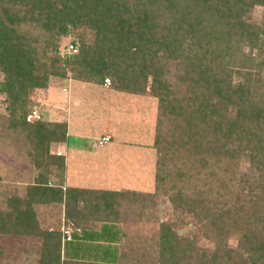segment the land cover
Listing matches in <instances>:
<instances>
[{"label":"trees","instance_id":"1","mask_svg":"<svg viewBox=\"0 0 264 264\" xmlns=\"http://www.w3.org/2000/svg\"><path fill=\"white\" fill-rule=\"evenodd\" d=\"M68 35L77 52L60 54ZM0 72L8 127L22 132L41 169L22 195L6 198L0 234L40 237L38 264H264V0H0ZM52 76L108 80L130 94L148 88L159 110L150 196H167L194 234L161 221L150 259L123 261L124 233L118 260L97 262L64 255L62 225L39 229L36 205H62L64 226L84 229L90 219L117 221L125 195L138 200L49 184L51 173L64 178V157L49 148L66 140L67 125L26 117L30 91Z\"/></svg>","mask_w":264,"mask_h":264},{"label":"rangeland","instance_id":"2","mask_svg":"<svg viewBox=\"0 0 264 264\" xmlns=\"http://www.w3.org/2000/svg\"><path fill=\"white\" fill-rule=\"evenodd\" d=\"M260 12L261 8L255 7L253 17L256 20L260 19ZM72 41H76V44H78V40L76 38L74 39L73 35H68L61 38L59 47L60 54L66 53V47L69 43H72ZM67 75L70 74L68 73ZM58 78L59 77L55 76L50 77L48 84V86H52L49 87L50 89L47 86L48 89L41 88L30 91L31 102L29 105V110H34L37 111V113H40V111H46L47 109H50L49 103L53 101V98L50 95L53 94V84L61 85L62 83L66 82L62 78ZM1 80L2 74L0 72V81ZM78 84H76V82L74 83V85ZM106 84L109 85V83ZM59 85H57L56 87H58ZM80 85L83 84H79L78 86ZM81 87L82 88H77L76 90L79 93L78 95H89L88 100L93 102L94 105L104 103L101 102L100 98L98 99V102L94 101L96 97L101 96L103 93H105L102 88L92 84H84ZM148 92L149 90L147 88L146 93ZM122 95L127 94L122 93ZM125 98H127L129 101L130 99H132L131 97ZM125 98H123V102H125L124 104H122L123 102H115L114 105L129 106L128 100H126ZM136 99L141 98L138 97ZM134 101L135 102L133 103V105L137 109V111H128L126 113L123 112L121 116L127 119L125 120V128H128L130 130L125 131L127 135H125V137H123L122 139L128 138L132 141H136L137 139H139L141 141L152 142L155 140L157 119L159 117L157 100L151 96L149 99H147V102L142 100L137 103L138 100ZM151 104L153 105L152 120L151 116L148 114L150 110L149 106ZM5 105L6 103L4 102V95L0 93V209L3 210L7 205L6 198H8L9 195H22L25 190L26 184L32 182L34 177H36L39 172H41V169L34 168V159L28 154L30 145L28 144L25 136L21 131L8 127ZM139 105H146V107L140 108ZM114 113V117L120 116L116 111H114ZM40 116L41 119H49L48 121L53 120L52 118H43L42 114ZM106 117L107 115L104 114L103 111H98L96 122H92L91 124L94 125L95 123V125L98 126L97 128L101 130L99 126L105 123L104 120H106ZM76 128L81 129V125L77 124ZM87 128H90V126L87 125ZM91 129L93 130L92 127ZM162 129L164 131L165 126H163ZM100 132L101 131L91 134L90 138L87 140L78 139L80 142L79 144H88L89 147H93L95 150H97V155H103L105 151H107L106 149H109L110 146V149L112 150H110L111 152L109 151L111 154L110 160L114 161L113 163L111 162L113 169L110 172H113L114 174L120 172L122 173V177H119V175H115L114 178H108V176H105V174L101 172L100 168H96L93 166L89 167V165L91 164L90 161H85L83 157L81 158V160H79L78 157H75V159H77L76 162L72 164V166L68 170L71 173L76 174L74 179L77 180L75 182L78 184H83L87 187L94 186L100 188L110 186L116 190H121L122 188L129 186L127 185V183L129 182V177H132L133 174H138L136 172L133 173V169L129 166V163H123V161L129 162V159H131L130 156L123 155L120 157L118 155L119 151L116 150L115 152H113L114 149H118L113 144V142L122 137L124 135V132L120 135V129L118 133H116L115 131L114 139L107 146L98 148L97 138ZM152 153L154 156V164H156V150H152ZM141 166H139L140 169L142 168ZM241 170H246L245 163H241ZM48 176H54V174L51 173ZM150 177H152V179L150 182H148L145 190L153 192L155 189V174L153 173V175H149V178ZM84 179L85 181H88L86 183L82 182L81 180ZM108 179L111 180L112 183H108ZM52 183L59 184L61 183V180L55 177L53 178ZM130 183L132 182L130 181ZM131 186H133V184H131ZM118 207L119 213L123 212L122 214L125 213V215L128 216V220H130L131 225H110L105 228L103 226V223H95L93 225H95L96 228H86L83 234L80 235V239H75L73 242H66L67 245H63V249H65L68 254H73L72 258L74 259L79 258L88 261L95 260L97 262H116L118 260L116 244H118L117 242L120 241L121 236L123 235V233H125V245L127 244V242H129V244H127V248H124L126 249V252L124 253L125 255H123L124 257H122L124 258L122 260L125 261V259H127L126 261L129 262L132 259H143V257H148V259H150L157 253V248L155 246V242L157 240L156 233L159 229V223L161 221H174L176 223L175 229L180 235H191L196 232L195 226H193V224L190 223L189 220H187V222L185 221L184 223L178 221V218L173 215L171 203L165 195L158 194L155 195V197H153L152 199L147 200L132 199V197L128 195L126 197L125 195L124 199L121 201V205H119ZM63 212L64 209L62 205H53V228H59L61 226V218L64 217ZM86 225L89 224L86 223ZM72 231L77 235L80 234L79 232H76L74 230ZM4 238L5 237L0 234V264H38L37 260L40 248L36 242L32 241V239L30 240L31 242H26V240H19V238L14 241L5 240ZM199 238L200 239L198 240V244H200L201 246L212 247V241H209L202 237ZM236 242L237 241L235 238H231L229 240V243L232 246H234ZM129 247H131V250H129Z\"/></svg>","mask_w":264,"mask_h":264},{"label":"crops","instance_id":"3","mask_svg":"<svg viewBox=\"0 0 264 264\" xmlns=\"http://www.w3.org/2000/svg\"><path fill=\"white\" fill-rule=\"evenodd\" d=\"M58 79H61V78H58ZM63 80L66 82L62 83L61 85L53 84V94H50L51 97L53 98L52 99L53 101L49 103L50 109L46 108L47 109L46 111L43 110V111H40L39 113L40 115L42 114L43 118L44 117L52 118L53 120H50V121L65 122L67 125L66 140L63 142H52L49 148L50 154L61 155L64 157V165H65L64 166V178L59 184H61L63 188L73 187V188H81V189L104 190V191H115V192H128V193L133 192L134 195H137L138 199H143V200L152 199L153 197H151L150 195L154 191L150 192V191L145 190V188L148 185V182H150L152 179V177L149 178V175H153V173L155 174L156 164H154V156L152 153V150H155L153 146L154 141L146 142V141H141L139 139H137L136 141L129 140L128 138L122 139L123 137H125V135H127L125 131H130V130L128 128H125V123H126L125 120L127 119H125L124 117H121L123 112L126 113L128 111H132V112L137 111V109L133 105V103L135 102L134 100H138L137 103L142 100L147 102V99H149L151 96L148 93L138 95V94H130V93L122 92V91H119V90H116L110 87L108 84L100 85V84H94V83H89V82H84V81L74 80V79H67V80L63 79ZM75 82L76 84L78 83L83 84V85L92 84V85H96L102 88L105 93H103L102 95L100 94L101 96L96 97L94 101L98 102V99L100 98L101 102H104V103L94 105L93 102L88 100L89 95H78L79 93L76 90L77 88H82L81 86L83 85H80V86H78L79 84L74 85ZM57 85L59 86L56 87ZM49 87H52V86L49 85L48 88ZM122 93H126L127 95H122ZM125 97H131L132 99H130L129 101ZM138 97L141 99H136ZM123 98L128 100L129 106L124 105L125 106L124 107L121 105L120 106L114 105L115 102H123L124 101ZM124 103L125 102H123L122 104ZM139 107L140 108L146 107V105H141V106L139 105ZM149 108H150L149 112L148 111L146 112H148L152 120L153 119V109H152L153 105L151 104ZM97 110L103 111V113L107 115V117L105 118L106 120H104L105 123L99 126L101 130L97 128L98 126L95 125V123L94 125L91 124L92 122H96L97 120V112H98ZM114 111H116L117 114L120 116L114 117L113 116V114H115ZM77 124L81 125V129L76 128ZM87 125L90 126V128H87ZM91 127L93 128V130L91 129ZM119 129H120V135L123 132H124V135L120 137L118 140H115L113 142V144L118 148V149H114L113 152H115L116 150L119 151L118 155L120 157L123 155L130 156L131 159H129V162L123 161V163L124 162L129 163V166L133 169V173L135 172L138 173L137 175L133 174L132 177L128 178L129 182L127 183V185L129 186L124 187L121 190H116L110 186H106L104 188L94 187V186L87 187L83 184L76 183L75 181L77 180L74 179L76 174L71 173L68 170L72 166V164L76 162L77 159H75V157H78L79 160H81V158L83 157L85 161H90L91 164L89 165V167L93 166L96 168H100L101 172L104 173L105 176H108V178H111V177L114 178L115 175H119V177H122V173L120 172H117V174L110 172L113 169L111 162L112 163L114 162L110 160L111 159L110 152L112 151L110 149V146H109V149L108 148L106 149L107 151H105L103 155H97V150H95L93 147L92 148L89 147L88 144L80 145L79 144L80 142L78 140V139L87 140L90 138L91 134L101 131L98 134L99 136L97 138V146L98 148L105 147L114 139V132L116 131V133H118ZM105 134H110L111 136L110 140L105 144H99L100 138ZM156 158H157V155H155V160ZM130 163H133V164H130ZM139 166H141L142 168L140 169ZM55 177L56 176L49 177V180H48L49 184L53 185L52 181H53V178ZM81 181L86 183L88 180L85 181L84 179ZM130 181L132 183H130ZM108 183H112V181L108 179ZM131 184H133V186H131ZM10 196L11 195H9V197ZM35 211H36L37 220L39 222V229L49 228L53 230V203L48 204V205H36ZM122 213L123 212L119 213L118 215L119 219L117 221L98 222L93 219H90L89 221L85 222V224H82V225H86V223H88L89 225H91V223L92 225L95 223L96 224L103 223V226L105 228H107L110 225H120V226L121 225H131L130 220H128V216L125 215V213L124 214ZM61 221H62L61 223L62 228L65 227L64 229L68 230L69 235L71 236V239L67 240L64 237L65 235H63L62 246L65 245L66 242H73L75 239H80V235H82L84 230L86 229V228L74 229L71 226H64L68 224L65 223L63 217L61 218ZM46 225H50V226H46ZM88 228H96V227L95 225H93L92 227H88ZM72 230H75L76 232H79L80 234L77 235ZM2 235L5 237L4 238L5 240H9V241H14L17 238H19V240H26V242H31L30 240L32 239V241L36 242L39 245V248L41 246V238L38 236H29V235L16 236L13 234H6V235L2 234ZM122 239H123V236H121L120 241ZM120 241L117 242L118 244H116L117 250H118ZM63 252H65L64 255H66L68 258L73 257L72 256L73 254L72 255L68 254L65 249H63ZM77 260H83V259L77 258ZM37 261H39V254H38ZM92 261H95V260H92Z\"/></svg>","mask_w":264,"mask_h":264},{"label":"built area","instance_id":"4","mask_svg":"<svg viewBox=\"0 0 264 264\" xmlns=\"http://www.w3.org/2000/svg\"><path fill=\"white\" fill-rule=\"evenodd\" d=\"M66 52L75 54L77 52V46H75V44H73V43H69L66 47ZM105 82L109 83L108 80H105ZM26 119L29 122H33V121L41 119V116L39 115V113H37V111L33 110L27 114ZM110 138H111L110 134L103 135L99 140V144L107 143L110 140ZM64 234L66 235L67 240L71 239V236L69 235L68 230H64Z\"/></svg>","mask_w":264,"mask_h":264}]
</instances>
